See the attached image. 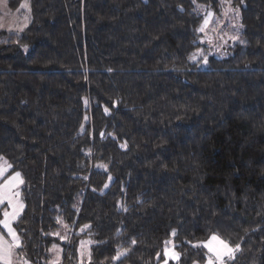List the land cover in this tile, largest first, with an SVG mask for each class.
I'll list each match as a JSON object with an SVG mask.
<instances>
[{
	"label": "trees",
	"instance_id": "trees-1",
	"mask_svg": "<svg viewBox=\"0 0 264 264\" xmlns=\"http://www.w3.org/2000/svg\"><path fill=\"white\" fill-rule=\"evenodd\" d=\"M24 2L29 25L0 31V157L25 181L18 264H51L53 245L80 264L82 241L91 264H162L166 241L168 264H204L194 245L213 232L240 244L228 264H264V0H231L243 32L208 69L191 57L220 0L9 10Z\"/></svg>",
	"mask_w": 264,
	"mask_h": 264
},
{
	"label": "snow or ice",
	"instance_id": "snow-or-ice-1",
	"mask_svg": "<svg viewBox=\"0 0 264 264\" xmlns=\"http://www.w3.org/2000/svg\"><path fill=\"white\" fill-rule=\"evenodd\" d=\"M192 3L196 4L197 8H201V6L197 4V0H192ZM220 4L221 6L227 5L223 15L226 16L228 11H235L238 16L239 10L232 8L231 0H220ZM20 7L27 8L28 4L22 3ZM205 11L206 15L203 20V25L199 29L202 33L205 32L211 21V17L213 16V12L207 10ZM217 30L218 29H213V31ZM221 39H223V37H221ZM229 39L236 41L238 36L234 35L229 37ZM201 42L203 43L204 41ZM208 43H212L211 39H209ZM241 43H243V41H241ZM191 59H195V56L191 57ZM204 62L207 63V57H204ZM85 103H87V101H85ZM104 111L107 113L109 109L105 108ZM121 147L126 148L127 144H122ZM0 159H2V157H0ZM98 167H104V165H99ZM109 179H111V177H109ZM24 183L25 181L22 178L21 172L15 170L13 165L6 163L3 167H0V207L3 208L2 213H0V262H2V264H14L13 257L17 254L15 250L22 247L20 237L13 227V222L19 218L25 206L19 199L21 196V186L24 185ZM105 187H107V185H105ZM57 222L63 223L61 220H58ZM65 227H67V225H65ZM88 227L90 226L84 225L81 231ZM53 235L59 236L60 234L53 233ZM5 236L10 237V240L6 243ZM172 236H176L175 230H173ZM61 239H67V237H61ZM86 243L90 242H81L80 264H84L85 256L88 257L89 264H91V251L86 248ZM131 243L134 245L136 241L132 240ZM165 243L167 244L169 242L166 241ZM194 246H200L207 249L209 254L207 257V264H228L230 260L235 259V253L240 251L239 243L233 246L215 232L211 233L206 241ZM53 250L59 252L56 245H53ZM122 255H125V253L118 252L112 257V259L120 260ZM164 256L169 259H179V256L175 252L174 248L169 249L165 247ZM19 264H28V261L27 259L21 257ZM51 264H59V257L57 256ZM165 264H167V261H165Z\"/></svg>",
	"mask_w": 264,
	"mask_h": 264
},
{
	"label": "rangeland",
	"instance_id": "rangeland-1",
	"mask_svg": "<svg viewBox=\"0 0 264 264\" xmlns=\"http://www.w3.org/2000/svg\"><path fill=\"white\" fill-rule=\"evenodd\" d=\"M231 6L233 9L239 10L238 16L235 11H228L226 16L223 15V13L225 12L227 8V5H224L221 7L220 13H215L211 9L202 10V12L205 15H206L205 10L213 12V16L211 17V21L208 24L205 32L204 33L201 32L202 34L201 41H204L203 43L202 42L201 43L207 47V50L204 51L203 53L200 52L198 55L195 56V59H194L195 61H198V60L200 61L199 63L200 69H208L210 66L209 62L212 58L222 59V58H226L227 56H229L232 52L233 47L240 41L241 34L243 32V25L241 23L240 9L234 6L232 3H231ZM30 17H31V12H30L29 5L27 8H20L19 11L13 12L9 10L8 0H0V31H6L9 33H13V34H20L29 25ZM213 29H218V30L213 31ZM234 35L238 36V39L236 41L229 39V37L234 36ZM221 37H223V39H221ZM209 39H211L212 41L211 44L208 43ZM204 57H207V63L204 62ZM6 163L8 162L5 159H1L0 167H3ZM22 188H23V185L21 186V196L19 197V199L24 203L23 195H22ZM2 211H3V208L0 207V213H2ZM17 220L13 222V227L15 228V230H16L15 223L17 222ZM9 240H10V237L5 236V243L8 242ZM85 246L89 250V244L86 243ZM166 247L169 249L174 248L175 252L179 256V253L177 252L174 246V243L172 241H170L166 245ZM57 248L59 249V252L53 250L54 259L58 256L59 264H60L61 259H62V249L59 247ZM15 251L17 254L13 257V260H14V264H18V249ZM87 258L88 257L85 256L84 260H86ZM165 261H167V264H168L170 261L175 262L177 260L169 259L165 257ZM165 261L162 262V264H165ZM0 264H2V262H0ZM204 264H207V261Z\"/></svg>",
	"mask_w": 264,
	"mask_h": 264
}]
</instances>
